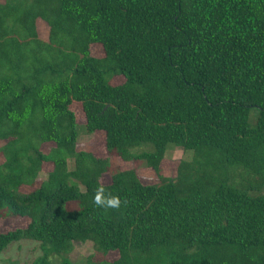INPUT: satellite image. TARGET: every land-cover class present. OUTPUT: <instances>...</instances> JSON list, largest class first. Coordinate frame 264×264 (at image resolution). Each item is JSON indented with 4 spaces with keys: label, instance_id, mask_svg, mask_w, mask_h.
<instances>
[{
    "label": "trees",
    "instance_id": "16d2710c",
    "mask_svg": "<svg viewBox=\"0 0 264 264\" xmlns=\"http://www.w3.org/2000/svg\"><path fill=\"white\" fill-rule=\"evenodd\" d=\"M72 102L157 181L77 149ZM0 141V218H28L0 255L26 240L34 264H76L88 241L81 264H264V0H0ZM173 148L191 157L167 176ZM101 185L119 209L93 204Z\"/></svg>",
    "mask_w": 264,
    "mask_h": 264
},
{
    "label": "rangeland",
    "instance_id": "374dc122",
    "mask_svg": "<svg viewBox=\"0 0 264 264\" xmlns=\"http://www.w3.org/2000/svg\"><path fill=\"white\" fill-rule=\"evenodd\" d=\"M38 34L41 39H46L47 37V25L44 22L38 24ZM91 53L95 56H100L102 54L101 47L97 44L90 46ZM116 80H120L117 78ZM114 80L113 82H117ZM70 110H72L74 114L75 121L77 123V133H78V142L76 145L77 149H83L91 152L95 156H107L110 166L113 168H134L136 174L142 183H152L156 182V174L150 168H144L139 162L140 160L131 162V161H123L115 154H108L104 147L103 141V132L102 131H94L93 133H86L83 122L84 116L81 110V106L77 102H72L69 105ZM251 119L254 117L251 112ZM1 143V141H0ZM48 145H44L42 148L46 150ZM191 151L190 150H181L180 148H173L167 150L163 159L161 160V172L167 176H173L175 173V166L179 160H190ZM50 168V164H45L43 169L48 170ZM234 170H238L239 173H242L243 169L235 166ZM243 170V171H242ZM246 173V172H244ZM43 173H39L36 177L33 186H37L41 179L44 177ZM109 173L105 172L101 176L100 181L102 183L108 182ZM31 187L20 186L18 190L25 192L30 190ZM260 193L264 194V188L260 191ZM68 208H72L73 205L71 203L67 204ZM28 222L27 217H6L0 218V232L14 229L17 227H24ZM92 247L90 242H84L82 244H73L71 251L69 252L68 258L71 262L76 264H81L83 262V257L92 253ZM40 253L39 247L37 243H31V241H19L17 243L9 244L5 250L0 255V264H34V260L37 259L38 254ZM100 254V253H99ZM94 253V257L100 258V255ZM116 257V252H108L103 255V259L112 260Z\"/></svg>",
    "mask_w": 264,
    "mask_h": 264
},
{
    "label": "clouds",
    "instance_id": "9594fccd",
    "mask_svg": "<svg viewBox=\"0 0 264 264\" xmlns=\"http://www.w3.org/2000/svg\"><path fill=\"white\" fill-rule=\"evenodd\" d=\"M93 204L104 209H119L121 200L111 193L106 194L104 187L101 185L94 193Z\"/></svg>",
    "mask_w": 264,
    "mask_h": 264
}]
</instances>
